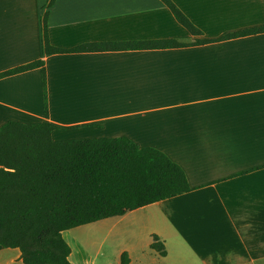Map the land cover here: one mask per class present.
<instances>
[{
  "label": "crops",
  "instance_id": "1",
  "mask_svg": "<svg viewBox=\"0 0 264 264\" xmlns=\"http://www.w3.org/2000/svg\"><path fill=\"white\" fill-rule=\"evenodd\" d=\"M48 1L0 0V74L42 62L0 78V126L49 123L56 143L125 138L162 152L190 192L102 221L122 224L152 210L140 227L163 264H264V30L221 39L264 28V0H170L197 36L160 0ZM45 12L49 44L62 50L185 45L46 55ZM153 236L164 257L150 248Z\"/></svg>",
  "mask_w": 264,
  "mask_h": 264
},
{
  "label": "trees",
  "instance_id": "2",
  "mask_svg": "<svg viewBox=\"0 0 264 264\" xmlns=\"http://www.w3.org/2000/svg\"><path fill=\"white\" fill-rule=\"evenodd\" d=\"M190 35L200 32L170 1L160 0ZM55 0H49L50 8ZM48 12L42 17L46 55L171 49L175 40L93 43L62 50L50 46ZM244 29L221 39L261 33ZM209 41H198L205 44ZM42 67V62L0 74V78ZM49 123L0 126V248L18 250L22 264H71V250L62 233L169 200L190 192L182 169L162 152L138 148L125 138L56 143ZM150 248L166 255L153 236ZM121 255V264H128Z\"/></svg>",
  "mask_w": 264,
  "mask_h": 264
},
{
  "label": "rangeland",
  "instance_id": "3",
  "mask_svg": "<svg viewBox=\"0 0 264 264\" xmlns=\"http://www.w3.org/2000/svg\"><path fill=\"white\" fill-rule=\"evenodd\" d=\"M152 210L136 218L117 224L101 221L62 233L71 254V264H121V255L127 252L132 264H163L159 257L149 254V230L140 218L150 216ZM16 250L0 248V264H22Z\"/></svg>",
  "mask_w": 264,
  "mask_h": 264
}]
</instances>
